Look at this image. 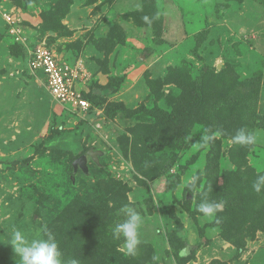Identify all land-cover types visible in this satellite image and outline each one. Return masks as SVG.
Returning <instances> with one entry per match:
<instances>
[{
    "label": "rangeland",
    "instance_id": "obj_1",
    "mask_svg": "<svg viewBox=\"0 0 264 264\" xmlns=\"http://www.w3.org/2000/svg\"><path fill=\"white\" fill-rule=\"evenodd\" d=\"M60 1L0 0V240L18 228L29 241L65 244L71 217L93 229L80 247L93 248L77 255L66 243L74 251L61 249L62 264L97 254L110 264H264V186L252 219L232 218L222 199L264 175V0H73L64 35L43 31ZM38 44L82 64L87 91L106 90L88 112L64 108L30 72L26 52ZM233 95L251 100L239 107ZM156 110L177 116L163 123ZM241 130L257 142L236 143ZM89 148L104 152L103 168L88 157L89 175L73 173ZM205 198L222 204L211 218L198 211ZM128 209L143 220L135 254L113 233ZM18 259L0 242V264Z\"/></svg>",
    "mask_w": 264,
    "mask_h": 264
},
{
    "label": "trees",
    "instance_id": "obj_2",
    "mask_svg": "<svg viewBox=\"0 0 264 264\" xmlns=\"http://www.w3.org/2000/svg\"><path fill=\"white\" fill-rule=\"evenodd\" d=\"M18 1H19V3H24V2H26L28 0H24V1L23 0H18ZM94 1L95 0H86V3L87 4H91ZM72 3H73V0H61L56 5V7L52 8L50 11L44 12V14H43V22H42L43 31L51 30V31L58 32L59 35H64L62 33L66 32V30H65V26L62 24L61 21L65 17V15L69 12V9H70V6H71ZM14 44L19 46V48L22 50V53H23L24 49H23V46L21 45V43L14 42ZM250 77H252V76H250ZM200 80L201 79L198 77L196 79V82L200 83ZM238 81H239V83L242 81L240 84H246V85L251 83V81H249V79H247V78L243 79V80H238ZM233 87H235V86H233ZM105 93H106V90H99V89H96L94 87V88H91V89L89 88V91L85 92L84 96H85V98L88 99V101L90 102L91 108H92L94 106L93 98L97 97V95H99V94H105ZM250 97L251 96H249V98H248L246 96L233 95V96L228 97V100L231 101V104H236V105H239V107H243L245 103L247 104V101L249 99L251 100ZM249 115H255V108H254V111L252 113H250ZM176 116L177 115L175 113L172 114V113H167V112H160L158 110L155 111V117L160 122H163V123H168V124L171 123L170 121ZM241 117H242V115H241ZM255 118H256V116H255ZM143 130H147L148 131L151 139L156 138L155 135L158 132L157 129H155V128L147 129L146 127H143ZM94 164L97 167H99V168H103L102 165L98 166L96 163H94ZM71 166H72V164H71ZM137 168L140 169V167H138V166H137ZM160 171H164V170L161 169ZM252 179L253 180H249V184L247 186V188H249V187L251 188V191L253 190V187H252L253 183H257V182L260 183L261 182L259 180V176H253ZM260 184H261V188H262L264 185L262 183H260ZM247 188H246V186L245 187H241V188H237L240 191L239 192L240 195L235 196L234 199L233 198H229V197H223L222 198L223 201L225 202V205H226L225 210L227 212L231 213V217L232 218H234L236 215H238V216L241 215V217L243 216L244 220H246L248 218L252 219V217H254V216H252V214L259 212L258 210H256L257 208L255 206V203L251 202V201L257 200V197H258L257 195H259V194L257 192H255L254 190L252 192H248ZM233 200H234V203H233ZM81 206H82V203H81ZM83 206L86 207L87 204H83ZM118 208H119V206H117L115 208H110V209H111V212H112V209L116 210ZM104 210L105 209L102 210V215L100 216V220H102L105 217V215H106ZM77 213L81 214V212L78 211L76 213H73V215L76 216ZM255 217H256V215H255ZM100 220H98V221H100ZM61 222L65 224V222H63V220ZM83 223H77V224L74 223L73 224L72 218L70 217V219L67 222V224H68V226H70V228L67 227L69 230L65 232L66 234H64V238H63V240L65 238H67V240H64L65 244L62 243V242L61 243L59 242V245H58L59 251H61L62 248L64 249L65 252L71 250L69 248V246L67 245L69 242H71L74 247L76 246V249H75L76 253H78L79 250H80L79 253H82L84 255H89L90 252H92V248H93L91 246L92 244H90V245L87 244L84 248H82V249L80 248L81 245H83L84 242L86 241L85 237L91 231L93 232V229H91L87 223H84V224ZM62 228L63 229L65 228L64 225L62 226ZM55 231H56V235L55 236H58V230H55ZM55 239H57V238L55 237ZM77 248H78V251H77ZM71 251H74V250H71ZM67 253H64V254H67ZM79 253L77 255H79ZM179 255H180V252H179ZM140 261H142V258L140 259ZM150 261H151L152 264H156V262L153 259H151ZM85 264H110V262H107L104 256L97 254V255H93L90 258H88Z\"/></svg>",
    "mask_w": 264,
    "mask_h": 264
},
{
    "label": "built area",
    "instance_id": "obj_3",
    "mask_svg": "<svg viewBox=\"0 0 264 264\" xmlns=\"http://www.w3.org/2000/svg\"><path fill=\"white\" fill-rule=\"evenodd\" d=\"M7 31L14 42H25L20 36L19 29L14 23L13 17L8 12L3 13ZM27 67L32 73L41 75L42 84L52 97L61 105L73 113L88 112L91 108L90 102L85 98L87 92V81L90 79L87 70L82 64L67 63L59 58L53 49L45 44H38L26 52Z\"/></svg>",
    "mask_w": 264,
    "mask_h": 264
},
{
    "label": "clouds",
    "instance_id": "obj_4",
    "mask_svg": "<svg viewBox=\"0 0 264 264\" xmlns=\"http://www.w3.org/2000/svg\"><path fill=\"white\" fill-rule=\"evenodd\" d=\"M147 19V17H145ZM216 135V133L214 134ZM209 137L204 132L201 136V141L206 143ZM258 134L250 132L245 135L243 130L238 135L233 137L236 143L241 145H249L257 142ZM259 180L264 182V175L259 176ZM253 190L257 193L261 192V184L253 183ZM222 209V204L214 201H208L206 198L198 206V211L203 213L206 217L211 218L217 211ZM143 223L141 215L132 210H127V218L123 223L117 224L114 229V235L119 238L122 234L124 239V247L129 254H135L137 245L140 243L139 229ZM13 239L0 240V242L10 243L13 246V250L18 257L17 264H62L61 253L57 242L48 236L44 238H33L31 241L26 239L23 232L18 228H13L10 231ZM180 255H184V251L181 250ZM71 264H77V261H71Z\"/></svg>",
    "mask_w": 264,
    "mask_h": 264
},
{
    "label": "water",
    "instance_id": "obj_5",
    "mask_svg": "<svg viewBox=\"0 0 264 264\" xmlns=\"http://www.w3.org/2000/svg\"><path fill=\"white\" fill-rule=\"evenodd\" d=\"M24 1V0H23ZM104 155V152L101 150H95L94 148H89L85 153L79 155L72 161L73 173H76L77 170H81L85 175H89L88 169V157L100 166L99 156ZM4 168L3 164H0V169ZM71 182L74 184L75 178L73 175L70 176Z\"/></svg>",
    "mask_w": 264,
    "mask_h": 264
},
{
    "label": "crops",
    "instance_id": "obj_6",
    "mask_svg": "<svg viewBox=\"0 0 264 264\" xmlns=\"http://www.w3.org/2000/svg\"><path fill=\"white\" fill-rule=\"evenodd\" d=\"M40 75V74H39ZM45 88V87H44ZM46 89V88H45ZM47 91V90H46ZM50 95V94H49ZM51 97V96H50ZM51 99H52V97H51Z\"/></svg>",
    "mask_w": 264,
    "mask_h": 264
}]
</instances>
